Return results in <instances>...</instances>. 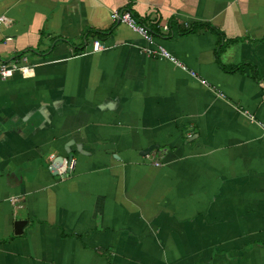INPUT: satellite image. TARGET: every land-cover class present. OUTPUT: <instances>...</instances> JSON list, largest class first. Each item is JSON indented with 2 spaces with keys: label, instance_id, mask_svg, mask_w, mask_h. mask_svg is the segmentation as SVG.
I'll return each instance as SVG.
<instances>
[{
  "label": "crops",
  "instance_id": "crops-1",
  "mask_svg": "<svg viewBox=\"0 0 264 264\" xmlns=\"http://www.w3.org/2000/svg\"><path fill=\"white\" fill-rule=\"evenodd\" d=\"M1 15L0 60L28 70L0 79V264H264V0Z\"/></svg>",
  "mask_w": 264,
  "mask_h": 264
},
{
  "label": "built area",
  "instance_id": "built-area-1",
  "mask_svg": "<svg viewBox=\"0 0 264 264\" xmlns=\"http://www.w3.org/2000/svg\"><path fill=\"white\" fill-rule=\"evenodd\" d=\"M109 18L114 23H122L126 25L129 29L137 33L144 41H146L148 44L154 45V34L151 31V29L143 24L142 22L138 21L131 12L126 8L121 9H111L109 12ZM7 21V19L4 16H0V23ZM162 30H168V27L166 25H161L160 27ZM104 49V46L95 41L92 44V50L98 51ZM145 54L151 57H162L166 58L168 60L174 61V58L161 46L154 45V48L146 47L143 49ZM21 60V59H20ZM22 60H25L24 57H22ZM179 65V64H178ZM180 66V65H179ZM15 70L21 71L22 73L26 72L28 70V67L26 65L20 64V61H3L0 60V79H5L9 77ZM249 119L251 121L256 122L261 126V128L264 131V123L255 121L250 115H248ZM154 164H157V161L153 162ZM8 202L15 206L19 207L18 203V197L16 195H10L8 197Z\"/></svg>",
  "mask_w": 264,
  "mask_h": 264
},
{
  "label": "water",
  "instance_id": "water-1",
  "mask_svg": "<svg viewBox=\"0 0 264 264\" xmlns=\"http://www.w3.org/2000/svg\"><path fill=\"white\" fill-rule=\"evenodd\" d=\"M68 160H70V157L68 158ZM55 161H56V163H57V162H59V161H60V158H59V157H57ZM53 163H54V162H53ZM51 166H52V165H51ZM51 166H49V170H53V173H56V171H55L54 167L52 166V167H53V169H52V167H51ZM67 166H68V165H67Z\"/></svg>",
  "mask_w": 264,
  "mask_h": 264
},
{
  "label": "trees",
  "instance_id": "trees-1",
  "mask_svg": "<svg viewBox=\"0 0 264 264\" xmlns=\"http://www.w3.org/2000/svg\"><path fill=\"white\" fill-rule=\"evenodd\" d=\"M132 14V13H131ZM151 29V28H150ZM184 29H187V30H190L191 29V25H188L187 27H185ZM156 30V29H155ZM151 31L153 32V34H154V30L153 29H151Z\"/></svg>",
  "mask_w": 264,
  "mask_h": 264
}]
</instances>
